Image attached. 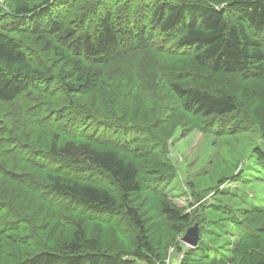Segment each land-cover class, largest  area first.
<instances>
[{
    "label": "trees",
    "instance_id": "1",
    "mask_svg": "<svg viewBox=\"0 0 264 264\" xmlns=\"http://www.w3.org/2000/svg\"><path fill=\"white\" fill-rule=\"evenodd\" d=\"M216 3L0 2V264H165L171 248L183 252L175 238L192 215L164 200L158 218L175 229L166 240L161 221L150 226L142 207L151 195L161 199L176 178L169 142L177 131L181 138L194 130L235 136L256 127L264 139V0ZM126 5H137L139 23L125 15ZM149 69L169 73L173 99L168 105L154 98L152 111L166 118L151 128L133 121L148 112L146 105L126 110L135 88L142 93L139 73ZM230 78L248 82L242 99L230 90ZM172 124L173 133L163 131ZM44 125L52 135L38 146L33 130ZM253 156L249 169L264 182V150ZM22 164L32 167L25 175L36 170L39 177L17 179L37 195V213L6 185ZM239 172L241 180L243 167ZM234 176L201 191L191 184L204 219L198 246L180 264H264V209L252 208L245 195L219 201L229 194L225 184L238 182ZM228 225L224 238L219 230ZM106 233L111 240L101 239ZM256 251L262 254L252 257Z\"/></svg>",
    "mask_w": 264,
    "mask_h": 264
},
{
    "label": "rangeland",
    "instance_id": "2",
    "mask_svg": "<svg viewBox=\"0 0 264 264\" xmlns=\"http://www.w3.org/2000/svg\"><path fill=\"white\" fill-rule=\"evenodd\" d=\"M4 0H0L1 3H3ZM138 0H132V4H135ZM215 4L219 2L220 0H213ZM129 3V2H128ZM141 5L143 6L142 2L140 1ZM227 2L223 4L221 2V6H226ZM137 5L134 6H128L126 5V13L125 15L129 16L130 21L139 23L141 12H137ZM166 60H174L170 58H165ZM166 75L160 71V70H147L146 72L139 73L141 75V85L142 93L137 95V88L136 93H132L131 95L134 97V100L127 101V111H131L136 107V104L138 103L139 107L144 108L146 105V112L145 114L138 116L137 118L133 119V121H137L141 126L148 125V128L151 127H157L159 122H162V119L166 118L165 114H162L160 118H157L155 113L152 111L151 103L157 99H154L155 97H162L166 99V104L171 105L172 104V97H171V90L168 87L167 84H169V73L164 70ZM226 78V77H225ZM229 80V87L230 90L240 99L245 95L246 88L248 86V82H243L237 78H230ZM253 86V85H252ZM251 86V87H252ZM250 87V88H251ZM87 91V90H86ZM87 93H85V96H87ZM111 96L116 97L117 92L116 91H110ZM83 95V92H82ZM87 98V97H86ZM250 99H246L242 102H240L241 107L242 105H246L248 102H250ZM259 103L256 104V106ZM1 106V104H0ZM121 109V107H120ZM8 110V106L4 107L3 112H6ZM247 112V111H246ZM243 117L246 118L245 113L243 112ZM158 116V115H157ZM159 117V116H158ZM156 120H160L159 122H156ZM199 125L201 124L200 120L198 119ZM175 123V122H174ZM173 123V124H174ZM173 124L168 127L167 125L163 126V131L172 132L173 130L171 127ZM45 129H37L33 130L34 133L39 131L37 133V142L36 144L38 146L45 144L48 140L47 136H51V128L48 125H44ZM141 128V127H140ZM176 138L174 140L169 142V158L171 159L172 163L170 162V165L172 169L174 168V171L176 172V178H173V181L167 186L165 193L161 195V199L157 196L151 195L149 199H146L142 203V207L144 210H147L148 217L151 218L149 225L150 226H157L159 222L161 221V238L169 240L170 234L175 233V229L170 227V224L167 223V221L162 220L159 217L160 207L164 203V200L168 201L172 206L180 209L184 213L191 214L193 217V220L191 223H189L187 226L183 228V232H180L177 235L176 243H178L180 246L182 245L184 250L181 252L178 256L177 253L174 251L171 253V248L168 258L166 259L165 264H180V261L184 258L186 250L188 248H192L190 245L184 242V236H185V229L187 227H194L198 222H202V219H204V213L202 211H197V208L201 203H197L196 198L192 195V188L191 184L194 183L197 187V191H201L209 186L214 187L218 181L227 174V176H234L235 181H230L225 184L223 191L229 193L228 195L222 196L221 199H219L220 202L226 203L231 202L227 200L228 197H230L232 194L236 195V197L233 198L235 200L236 198H239L241 196L247 197L250 201V205L252 208H261L264 209V182L259 181L258 179L255 180V178H258L257 170L254 169L251 171L249 169L250 166H253L255 163V156H253V151L256 148H261L264 150V139L262 137V134H260V131L258 127L252 129V131L248 133H239L235 136H218L215 134L207 135L203 132H200L199 130H194L192 133L188 135L186 138H181L179 132L176 133ZM38 140H42V142H38ZM35 145V144H34ZM36 146V145H35ZM37 147V146H36ZM148 161V160H147ZM170 165H168V169L170 170ZM14 167L13 165H11ZM12 167H7L13 172ZM243 167V177L240 180L236 176H241V172H239L240 168ZM20 174L16 175L13 173L12 178L5 179L6 185L8 189H13L16 191V195L20 197L21 201H26L27 203L33 204L34 208H31V210L34 213H37V210L35 207H37L36 194L31 192L29 189L27 190V187L24 185L20 186V182H23L26 184L27 182L34 181V183H37L39 180L38 174L36 173V170H33L32 177L30 175H25V172H30L32 167L28 166L26 164H22L17 167V169H21ZM8 176H10L8 174ZM7 176V178H8ZM19 179V180H17ZM240 180V181H239ZM144 196V195H143ZM141 196V198L143 197ZM207 199L210 200V197H207ZM205 201V199L203 200ZM5 204V203H4ZM212 204H219L217 201H212ZM212 215V214H211ZM213 216V215H212ZM207 225V224H206ZM231 225H228L226 229H224L222 232H225L224 238H226V232H228V235L231 231ZM101 229L106 232L107 230H111V227L107 225L105 228L103 225H100ZM68 229H71V222L68 223ZM207 234L212 233V230L210 226H206L205 229ZM188 231V230H187ZM103 231H101L102 233ZM237 233L236 230L233 229V233ZM240 234V233H239ZM239 234L237 233V236L239 237ZM238 237H232V238H238ZM112 237L108 236V233L101 236V239H105L107 241L111 240ZM205 238L207 240H212V238H215L214 236L206 235ZM231 238V237H230ZM175 249V248H174ZM249 254V249L248 252ZM258 254H262V251H256L253 256H256ZM182 256L181 259H179V256ZM198 256H201V254H197ZM161 264V263H158Z\"/></svg>",
    "mask_w": 264,
    "mask_h": 264
},
{
    "label": "water",
    "instance_id": "3",
    "mask_svg": "<svg viewBox=\"0 0 264 264\" xmlns=\"http://www.w3.org/2000/svg\"><path fill=\"white\" fill-rule=\"evenodd\" d=\"M183 239L184 242L190 245L192 248L197 247L201 239L199 224H196L194 227L190 228Z\"/></svg>",
    "mask_w": 264,
    "mask_h": 264
},
{
    "label": "built area",
    "instance_id": "4",
    "mask_svg": "<svg viewBox=\"0 0 264 264\" xmlns=\"http://www.w3.org/2000/svg\"><path fill=\"white\" fill-rule=\"evenodd\" d=\"M175 251V249L173 248V249H171V253H173ZM181 255L179 256V259H181Z\"/></svg>",
    "mask_w": 264,
    "mask_h": 264
}]
</instances>
